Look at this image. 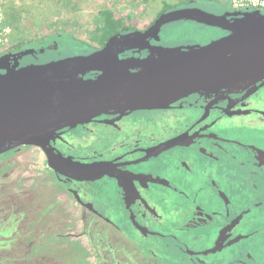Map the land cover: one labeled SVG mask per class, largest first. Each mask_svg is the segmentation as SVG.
I'll return each mask as SVG.
<instances>
[{
    "label": "flooded vegetation",
    "instance_id": "obj_1",
    "mask_svg": "<svg viewBox=\"0 0 264 264\" xmlns=\"http://www.w3.org/2000/svg\"><path fill=\"white\" fill-rule=\"evenodd\" d=\"M228 11L242 12H213ZM159 50L116 48L82 75L119 74L115 64L130 60L127 73L134 72ZM28 56L0 70L38 64ZM256 81L188 93L160 108L111 109L58 129L45 145L1 153L0 264H69L36 250L54 238L90 241L81 246L90 264H264V78Z\"/></svg>",
    "mask_w": 264,
    "mask_h": 264
},
{
    "label": "water",
    "instance_id": "obj_2",
    "mask_svg": "<svg viewBox=\"0 0 264 264\" xmlns=\"http://www.w3.org/2000/svg\"><path fill=\"white\" fill-rule=\"evenodd\" d=\"M213 12L178 4L164 10L145 30L132 28L113 35L88 55L79 54L41 64L0 70V154L22 144L45 145L58 129L89 121L111 109L160 108L188 93L223 88L225 75L235 64L264 65V13ZM190 19L226 30L204 44L165 47V23ZM144 44L164 53L144 59L140 70L85 78L86 70L105 64L104 58L120 47ZM27 49L0 56L2 62L33 53ZM44 51V50H42ZM4 67V66H3ZM2 66H0V69ZM75 84L29 104L21 102L32 88L57 80ZM257 82V81H256ZM17 105L18 110H13Z\"/></svg>",
    "mask_w": 264,
    "mask_h": 264
},
{
    "label": "rangeland",
    "instance_id": "obj_3",
    "mask_svg": "<svg viewBox=\"0 0 264 264\" xmlns=\"http://www.w3.org/2000/svg\"><path fill=\"white\" fill-rule=\"evenodd\" d=\"M184 1L192 3L193 0H0V53L11 48L38 50L47 48L45 52L37 54L35 58L31 55L28 57L35 59L38 63L61 59L68 54H76L73 52L79 50L80 47L75 46L74 37L90 47L100 44L93 38V30L96 25V17L102 11L114 12L117 17H122L125 22L134 25L137 29H142L148 27L163 12L166 5H182L185 4ZM209 2L211 0H194L193 3L206 10L221 11L222 6L212 5ZM176 21L168 22L169 24L162 29V42L166 46L184 43L189 45L204 44L221 33L219 28L198 21ZM58 33H61L60 37ZM70 35L74 37H70ZM162 53L164 51L160 48L158 52L153 54ZM133 63V60L118 62L115 64L112 73H127L130 70L129 66ZM63 83V87H66V82ZM243 84H245L243 81H237L224 84V87L230 86L234 88L231 89L234 91L240 89ZM48 86L49 90L58 87ZM41 191L43 194L38 192L44 196L45 202L50 201L48 198L49 189L42 187ZM44 207H49V205H44ZM0 231H3L1 226ZM59 239L61 241L54 238L49 242L48 247L37 246L36 250L42 248V252L57 254L62 261L66 260L65 263L90 264L85 259L87 252L82 248L83 244L86 247L90 241L87 242L85 238L67 242L65 238Z\"/></svg>",
    "mask_w": 264,
    "mask_h": 264
},
{
    "label": "trees",
    "instance_id": "obj_4",
    "mask_svg": "<svg viewBox=\"0 0 264 264\" xmlns=\"http://www.w3.org/2000/svg\"><path fill=\"white\" fill-rule=\"evenodd\" d=\"M233 0H219L218 3H214V4H218L217 6H222L221 11L224 10H229V9H235V10H242V12L239 13V15L243 16L252 12H261L264 13V8L263 7H245V8H234L233 4H232ZM183 2V1H182ZM185 2V1H184ZM189 2V1H186ZM212 4V5H214ZM176 6V5H175ZM173 7L172 5L168 4L164 7V10ZM163 10V11H164ZM98 17H96V25L94 27V35L93 38L96 39V41H98L100 44H103L110 36H112L113 34L117 33V32H121V31H128L132 28L129 27H133L136 28L134 25L129 24L127 22H125L122 17H117L115 15L114 12H111L109 10H105L100 12L98 15ZM177 21H181V20H177ZM58 36H61V33H58ZM70 37H74L73 35H70ZM75 40V46L76 47H80L78 51H74L73 53H84L86 52V49H88L90 46L84 42H82L81 40H78L76 37H74ZM83 45V47H82ZM183 45H187L186 43L184 44H179V45H174V46H166L165 44H163V46L165 47H177V46H183ZM192 45V44H190ZM46 50L42 51V50H38L35 49V51L33 53H30L28 55H31L33 57L37 56V54L39 53H43ZM76 54H71V55H66L67 56H73ZM65 57V56H63Z\"/></svg>",
    "mask_w": 264,
    "mask_h": 264
},
{
    "label": "bare ground",
    "instance_id": "obj_5",
    "mask_svg": "<svg viewBox=\"0 0 264 264\" xmlns=\"http://www.w3.org/2000/svg\"><path fill=\"white\" fill-rule=\"evenodd\" d=\"M120 74V73H119ZM249 74V75H248ZM253 75V76H251ZM257 78H255V77ZM225 84L234 83L237 81H256L264 78V65L259 64H235L232 66L231 70L225 75ZM67 84L66 87H57L55 89L49 90L48 85H40L36 91L31 89L23 96L21 102L23 104H29L36 99L46 98L53 95L56 92L63 91L66 88L73 86L75 83L71 80H64ZM13 110H18L17 105H14Z\"/></svg>",
    "mask_w": 264,
    "mask_h": 264
},
{
    "label": "built area",
    "instance_id": "obj_6",
    "mask_svg": "<svg viewBox=\"0 0 264 264\" xmlns=\"http://www.w3.org/2000/svg\"><path fill=\"white\" fill-rule=\"evenodd\" d=\"M232 4L234 8H245L250 6L264 8V0H233Z\"/></svg>",
    "mask_w": 264,
    "mask_h": 264
}]
</instances>
